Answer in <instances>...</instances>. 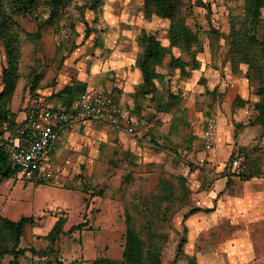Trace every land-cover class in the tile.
<instances>
[{
    "label": "rangeland",
    "instance_id": "obj_1",
    "mask_svg": "<svg viewBox=\"0 0 264 264\" xmlns=\"http://www.w3.org/2000/svg\"><path fill=\"white\" fill-rule=\"evenodd\" d=\"M143 2L99 0L93 6L91 0H67L56 18L50 0H33L28 14L11 13L18 35L17 71L14 90L0 105L19 120L35 102L71 109L81 91L74 83L80 76L94 88L112 86V80L102 82L99 74L98 78L91 75L95 61L111 55V47L134 57L141 51L136 42L140 30L168 46L169 22L145 16ZM5 7L10 12L8 3ZM243 7V0H182L181 14L198 38L193 50L199 67L181 76L167 67L165 59L158 68L165 77L163 85L156 82L157 90L176 94L169 113L156 114L153 101L128 108L136 120L133 135L94 122L64 127L53 152L56 178L27 182L11 172L0 180V217L32 218L17 247L26 251L15 261L4 255L0 264L119 262L128 217L145 243L144 251L154 246L160 264H188V259L197 258L191 252L194 248L206 253L209 237L200 236L192 248L183 221L197 202L201 175L197 170L204 164H224L230 153L240 163L245 154L264 161V128L255 123L253 108L262 100L256 91L263 60L250 68L243 53L232 50L225 39L232 21L239 28ZM260 18L264 21V8ZM263 26L257 41L264 37ZM170 50L189 61L178 48ZM258 50H251L247 60L256 57ZM5 65L0 44V91ZM238 97L247 103L233 105ZM210 116L216 118L221 134L214 162L201 145ZM58 220L63 221V234L51 245L45 237ZM78 224L80 230L69 232ZM184 238L186 245L178 253Z\"/></svg>",
    "mask_w": 264,
    "mask_h": 264
},
{
    "label": "trees",
    "instance_id": "obj_2",
    "mask_svg": "<svg viewBox=\"0 0 264 264\" xmlns=\"http://www.w3.org/2000/svg\"><path fill=\"white\" fill-rule=\"evenodd\" d=\"M93 6L99 3V0H91ZM244 15L241 19L239 28L235 27L234 22L230 27V33L226 36V41L235 50L236 53H243L246 64L253 68L255 62L263 60L264 64V37L257 41L256 35L259 28L264 25L260 18L261 9L264 8V0H243ZM67 0H50L52 16L58 18V13ZM9 4L7 11L5 5ZM33 0H0V44L4 49L6 65L2 69L1 80L2 90L0 91V101L9 98L14 90L17 60H18V35L13 28L14 15H26L32 8ZM182 0H144L142 5L143 14L147 17L155 15L169 22L167 30L168 46H163L156 37L145 31L140 30L136 36V42L141 48L137 53L136 65L142 73V85L140 94L149 96L150 101L154 103V110L158 113H168L176 101V94L170 91L162 92L157 90L156 82L163 85L164 73L158 71L159 67L167 61V67L174 71H179V75L188 76L189 70H196L199 67L195 49L198 44L197 35L186 25L184 16L181 14ZM264 27V26H263ZM264 33V32H263ZM258 55L254 58H246L247 54L258 48ZM170 48H178L181 54H185L189 61H184L180 56L175 57ZM260 86L256 94L262 100L254 103L253 108L256 112L255 123L264 128V65L261 69ZM82 92V90H81ZM239 104L247 103L246 100L238 97L233 102ZM27 109H24L26 111ZM155 115V114H154ZM153 118V116H152ZM18 125L17 115L10 112L0 105V140L6 130L14 132ZM249 154L244 155V161L239 162L238 176L242 179H248L253 176H264V161L252 159ZM236 159L234 154L229 157V164ZM11 172L17 174V169L12 165L7 155L0 148V180L7 177ZM198 209H190L183 216V221L187 216L195 213ZM32 220L31 217H21L17 221L0 217V260L4 255H11L14 261L18 256L23 255L26 249H17L23 229ZM63 221L58 220L50 229L45 238L53 245L63 234ZM82 224L74 225L69 229L73 232L81 229ZM6 243L8 246H6ZM145 243L141 240L137 230L134 228L131 218L126 219L125 244L121 261H112L108 259H99L94 264H160L156 248L149 246L148 251H144ZM186 245V239H181L178 244V253L183 251ZM13 264V261L11 262ZM15 263V262H14ZM188 264H197L195 257L188 259Z\"/></svg>",
    "mask_w": 264,
    "mask_h": 264
},
{
    "label": "crops",
    "instance_id": "obj_3",
    "mask_svg": "<svg viewBox=\"0 0 264 264\" xmlns=\"http://www.w3.org/2000/svg\"><path fill=\"white\" fill-rule=\"evenodd\" d=\"M110 49L111 55L95 61L91 75L98 78L99 74L102 82H106V79L112 80L113 99L129 113L131 109L128 108H139L138 105L142 102L150 101L148 95L142 96L139 92L143 81L141 70L136 65L137 54L130 57L121 48ZM74 83L82 92L71 102V109L76 108L81 94L102 88L87 84L82 76ZM46 106L55 108L53 104ZM24 113L25 111L22 118ZM220 140L221 134L218 132V142ZM201 145L203 148V143ZM215 148L211 151L203 149L204 152H211L208 158L210 162L216 160ZM231 154L233 153L229 154L224 164H204L203 168L197 170L201 175L196 194L197 202L193 208L198 210L187 216L184 226L188 236L187 244L192 248L199 242L200 236L209 237L206 241V253L199 254L196 248L191 251L195 253L198 264H264V176L240 178L238 169H232L229 164Z\"/></svg>",
    "mask_w": 264,
    "mask_h": 264
},
{
    "label": "built area",
    "instance_id": "obj_4",
    "mask_svg": "<svg viewBox=\"0 0 264 264\" xmlns=\"http://www.w3.org/2000/svg\"><path fill=\"white\" fill-rule=\"evenodd\" d=\"M94 122L135 134L136 120L113 99L112 86L85 92L78 97L75 109L51 108L43 103H32L18 121L14 132L8 130L0 140V148L17 169L21 180L40 183L57 177L58 169L52 155L60 130L74 124ZM203 149L211 151L218 142L215 117H208L202 135ZM231 168L237 170L234 159Z\"/></svg>",
    "mask_w": 264,
    "mask_h": 264
}]
</instances>
